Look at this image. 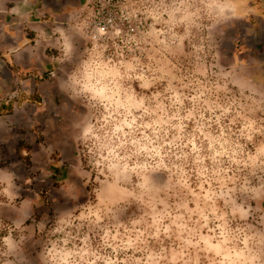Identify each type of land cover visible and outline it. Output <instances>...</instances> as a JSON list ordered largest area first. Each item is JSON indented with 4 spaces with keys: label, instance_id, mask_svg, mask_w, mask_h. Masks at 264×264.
Masks as SVG:
<instances>
[{
    "label": "clouds",
    "instance_id": "9594fccd",
    "mask_svg": "<svg viewBox=\"0 0 264 264\" xmlns=\"http://www.w3.org/2000/svg\"><path fill=\"white\" fill-rule=\"evenodd\" d=\"M262 24L254 0H0V264H264Z\"/></svg>",
    "mask_w": 264,
    "mask_h": 264
},
{
    "label": "flooded vegetation",
    "instance_id": "af4514ba",
    "mask_svg": "<svg viewBox=\"0 0 264 264\" xmlns=\"http://www.w3.org/2000/svg\"><path fill=\"white\" fill-rule=\"evenodd\" d=\"M65 2H69V0H65ZM70 2L75 3L76 0H70ZM82 2V0H81ZM48 3H52V0H48ZM264 5V0H254V6L260 7ZM67 11H71V8L69 7ZM253 26L255 27V21H253ZM262 28H264V24L261 25ZM31 34V33H30ZM248 45L253 49V52L251 53L252 56H258L259 58H264V32L261 33L259 38L257 39H249ZM240 49H244L243 54H245V48L243 46H238Z\"/></svg>",
    "mask_w": 264,
    "mask_h": 264
},
{
    "label": "rangeland",
    "instance_id": "374dc122",
    "mask_svg": "<svg viewBox=\"0 0 264 264\" xmlns=\"http://www.w3.org/2000/svg\"><path fill=\"white\" fill-rule=\"evenodd\" d=\"M30 35H32V34H30ZM237 50L241 53V55H244V54L242 53V52H244V49H240V48H238ZM41 130H42V127H41ZM14 131H19L20 136H21V137H25V139H20V140H18L17 145H16L17 149H19V147H21V146L29 147V148H35V145L28 144V143L26 142V133H25L24 131L19 130V129H15ZM41 139H42V138H41ZM37 143H39V141H37ZM12 159H19V157H18V155H17V156H15V157H12ZM57 171H58V170H57Z\"/></svg>",
    "mask_w": 264,
    "mask_h": 264
}]
</instances>
